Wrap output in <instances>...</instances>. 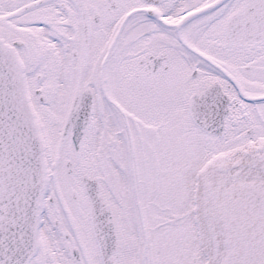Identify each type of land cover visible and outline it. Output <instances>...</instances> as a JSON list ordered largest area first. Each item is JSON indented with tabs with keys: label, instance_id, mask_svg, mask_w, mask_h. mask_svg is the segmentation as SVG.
I'll list each match as a JSON object with an SVG mask.
<instances>
[{
	"label": "snow or ice",
	"instance_id": "6c2138e0",
	"mask_svg": "<svg viewBox=\"0 0 264 264\" xmlns=\"http://www.w3.org/2000/svg\"><path fill=\"white\" fill-rule=\"evenodd\" d=\"M0 264H264V0H0Z\"/></svg>",
	"mask_w": 264,
	"mask_h": 264
}]
</instances>
